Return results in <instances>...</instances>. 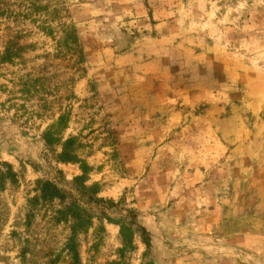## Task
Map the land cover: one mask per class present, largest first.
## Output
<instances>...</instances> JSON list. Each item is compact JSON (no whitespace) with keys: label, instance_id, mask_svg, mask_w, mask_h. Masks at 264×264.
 <instances>
[{"label":"rangeland","instance_id":"obj_1","mask_svg":"<svg viewBox=\"0 0 264 264\" xmlns=\"http://www.w3.org/2000/svg\"><path fill=\"white\" fill-rule=\"evenodd\" d=\"M46 181L66 200L36 203ZM71 243L264 264V0H0V264H74Z\"/></svg>","mask_w":264,"mask_h":264},{"label":"trees","instance_id":"obj_2","mask_svg":"<svg viewBox=\"0 0 264 264\" xmlns=\"http://www.w3.org/2000/svg\"><path fill=\"white\" fill-rule=\"evenodd\" d=\"M50 132L47 133V143L52 145L53 142L50 139ZM55 144H60V141H55ZM73 140H68L62 144V154L60 155V160L64 164L69 163H77V158L74 156L73 152ZM84 176L77 179V182H84L85 175L87 174V168L84 166L82 168ZM97 186L95 185L89 190L90 194H94L96 191ZM38 191L40 192V198L35 199V202L38 203L39 201L42 202H54V201H61L63 202L66 200L67 194L57 187L55 184L51 182H39L38 183ZM104 202V200H102ZM113 205V204H111ZM56 219L58 222H67L68 220H72L74 222L72 227L73 235H76L81 230L87 228L88 224L90 223L83 214L73 210L71 208H67L63 211H58ZM69 251L73 253V260L74 264H77L79 261L78 252L73 243L68 245Z\"/></svg>","mask_w":264,"mask_h":264}]
</instances>
